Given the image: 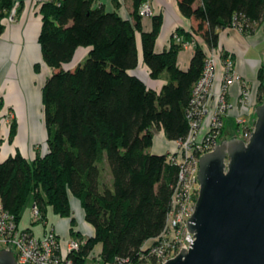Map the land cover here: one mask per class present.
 <instances>
[{"label": "trees", "instance_id": "obj_1", "mask_svg": "<svg viewBox=\"0 0 264 264\" xmlns=\"http://www.w3.org/2000/svg\"><path fill=\"white\" fill-rule=\"evenodd\" d=\"M146 1L133 0L132 21L95 7L93 0L40 2L37 43L43 64L53 71L41 89L46 152L27 160L16 151L0 161V203L17 224L28 200L37 204L41 220L47 207L58 219L70 218L69 235L82 243L71 257L73 264H86L97 245L102 264H145L141 249L165 228L178 173L166 163V155L149 153L153 129L168 141H184L193 86L208 53L219 50V32L237 28L249 36L261 25L264 29V0H177L180 14L196 27L192 33L177 30L169 48L158 53L162 18L152 16L151 30H143L138 12ZM15 4L0 0V37ZM137 35L149 79L166 76L159 92L130 73L139 65ZM187 41L194 42L193 54L182 70L177 55ZM80 48L88 50L85 60L64 70ZM258 80L260 105L264 66ZM16 133L13 120L9 144ZM70 198L80 203L91 237L74 230Z\"/></svg>", "mask_w": 264, "mask_h": 264}, {"label": "built area", "instance_id": "obj_2", "mask_svg": "<svg viewBox=\"0 0 264 264\" xmlns=\"http://www.w3.org/2000/svg\"><path fill=\"white\" fill-rule=\"evenodd\" d=\"M16 7L17 3L12 14L15 13ZM138 13L142 18L152 15L147 1L140 6ZM175 40L182 42L177 36ZM187 44L188 42H183L182 46ZM191 44L194 45V42ZM219 62L222 64V76L216 83ZM237 82H240V77L235 72L232 56H224L220 49L210 51L204 70L193 86L192 98L186 112L189 133L184 141L176 142L174 151L165 154L166 163L178 169L177 180L172 187L163 232L147 241L141 249L140 258L145 264H164L175 257L182 248L185 251L191 248L194 237L188 231L187 222L194 213L199 192V160L219 145L225 120L235 108V104L228 101L229 88ZM238 104L244 111L235 123L237 129L239 126L243 129L236 138L246 144L254 130L255 121L253 119L249 122L245 117H254L257 105L251 103L250 92L245 83ZM31 216L33 220H41L37 204H32ZM81 244L77 239L59 236L54 230L45 232L41 237H35L32 231L19 229L15 218L4 210L0 203V251H11L17 264H73L71 257L79 251ZM150 260H153V263ZM97 261L100 262L99 257ZM115 264H127V261H117Z\"/></svg>", "mask_w": 264, "mask_h": 264}, {"label": "crops", "instance_id": "obj_3", "mask_svg": "<svg viewBox=\"0 0 264 264\" xmlns=\"http://www.w3.org/2000/svg\"><path fill=\"white\" fill-rule=\"evenodd\" d=\"M17 7H20L18 20H15V24H4L5 27L3 34L0 37V63L7 58V62H10L11 66H18L26 55V48L28 45L34 46L35 57L34 60L29 62L31 68V75L33 76L32 88H36L40 93L41 102V89L43 83L46 81L42 78V81H37V73L34 70V66L41 62V54L39 45L37 43L38 34L41 28V16L39 14L40 0H15ZM94 6H102L104 10L108 13H117L122 19L132 21L133 15V0H93ZM150 5L152 15L150 17H143L141 22L143 30L149 32L152 28L151 17L161 16L162 25L159 35L156 40L155 50L160 53L167 50L171 43V37L177 30H183L186 33H192L193 29L196 27V22L192 19L184 18L178 9L177 0H147ZM264 25V21H263ZM35 34V35H32ZM137 47L139 51V66H144L141 58V43L140 36L137 35ZM188 42V41H187ZM198 42L204 44L198 39ZM18 48L15 60L9 58L10 50L13 48ZM219 49L232 56L235 64V72L240 77V82L233 83L229 88L228 101L235 104V108L229 113V116L225 120V125L227 122L235 123L238 117H241L243 109H241L238 101L240 99L241 90L243 89V84L245 83L250 92V100L252 104L259 105L258 103V90L260 87V81L258 80V72L264 62V29L262 25L257 28V30L252 35H244L239 30L235 28L226 29L219 32ZM37 52L39 56L37 57ZM87 49H78L73 62H76L77 66L81 64L85 57L87 56ZM193 54V44L188 42L187 46H182V49L177 55V64L180 69L186 70L189 61ZM23 57V58H22ZM38 58V59H37ZM146 72L143 76L136 74V71L130 72L132 75L140 78L147 86L151 89L159 92L162 86L165 84L166 76L162 75L157 81H151L149 79V73L147 68L144 66ZM47 67H45V70ZM216 83H218L222 76V64L219 62L216 69ZM14 82V93L19 95L17 99L7 100V95L10 94V82ZM35 81V82H34ZM25 90L19 82L18 76L15 74L14 77H7L0 68V98L3 103L2 109L13 108L15 111V118L19 120L18 111L16 107L23 109V118L28 117V104L24 96ZM42 104L38 107L39 113H41ZM3 111V110H2ZM1 113V111H0ZM248 117V116H247ZM253 120V116H249V122ZM236 124V123H235ZM157 131V136L155 132ZM153 145L149 149L150 154L154 155H165L171 153L176 148V142L168 141L163 132L157 129H153ZM19 137V127L17 131V136L15 141H13L12 151L8 146H0V161H3L10 155H14L16 151H19L24 158L33 159L29 151L33 144L38 143L42 137L38 139L32 138L31 134L27 131L25 136L20 141V144H16L17 138ZM4 144V143H3ZM11 146V145H10ZM71 204V218L79 222L76 224L74 230L79 232L82 237H91L93 235V229L84 221V213L80 206V203L74 198H70ZM73 209V210H72ZM53 230L61 237H70V218H61L53 226ZM94 250L96 251V256L99 257L101 253V246L97 245ZM93 250V252H94ZM93 252L89 255L86 264H101L100 262L90 263V259L93 256Z\"/></svg>", "mask_w": 264, "mask_h": 264}, {"label": "water", "instance_id": "obj_4", "mask_svg": "<svg viewBox=\"0 0 264 264\" xmlns=\"http://www.w3.org/2000/svg\"><path fill=\"white\" fill-rule=\"evenodd\" d=\"M255 116L246 144L224 139L200 158L198 197L187 222L194 242L164 264H264V101ZM0 264L17 263L2 250Z\"/></svg>", "mask_w": 264, "mask_h": 264}, {"label": "rangeland", "instance_id": "obj_5", "mask_svg": "<svg viewBox=\"0 0 264 264\" xmlns=\"http://www.w3.org/2000/svg\"><path fill=\"white\" fill-rule=\"evenodd\" d=\"M17 8V7H16ZM16 11V10H15ZM19 17V13H14L8 17V19H6V21H4V24H15V20H18L17 18ZM37 65V75H41L42 72H44L43 78L46 80L51 74H52V70L50 69H46L43 62L39 61ZM77 66L76 62H72L68 65L63 66L62 68L64 70H74L75 67ZM138 72H141L138 73ZM144 72H146L144 66H139L136 74H140L141 76H143ZM43 79L41 78L40 81H42ZM44 84V83H43ZM263 101H264V96H263ZM4 108V107H3ZM3 110V111H2ZM1 113H0V146H8L10 147V150L12 151V147L13 146V141H15V138L12 141V144L8 143V137H9V128H10V124L12 123L13 120H15L16 124H17V131H18V127L19 125H21L19 123V120L17 118H15V111L13 110V108H5L2 109ZM42 115H43V108L40 110ZM247 121H249V118L246 116L245 117ZM254 121L256 120V116L254 114L253 117ZM39 122L43 125L45 134L42 137V139L36 143L33 144L31 147V150L29 151L30 155L34 158L37 154H43L46 152V139H47V134H46V129H45V125H44V119L43 116L39 119ZM238 126L231 122H227L225 125L224 130L222 131L220 137H219V144L222 143V141L225 139L226 141H230L233 138H236V136H238L239 134L242 133V126H239V129H237ZM155 136H157V131L154 133ZM17 136V133H16ZM15 136V137H16ZM4 143V144H3ZM11 145V146H10ZM27 160H32L30 158H25ZM31 207H32V202L31 200H28L27 203L25 204L23 211L21 213V217H20V221L18 223V227L21 230H30L32 231L33 235L35 237H41L43 236V234L45 232H49L51 230H53V226L57 223V221L59 220L58 218H56L52 212V210L47 207L46 208V212L44 214V219L43 220H33L32 216H31ZM73 210V209H72ZM43 214H41L42 216ZM74 219V218H73ZM76 224H78L79 222H77V220L75 221ZM45 223V224H44ZM93 256L89 261L91 263H96L98 256H96V251L94 250L93 252Z\"/></svg>", "mask_w": 264, "mask_h": 264}, {"label": "bare ground", "instance_id": "obj_6", "mask_svg": "<svg viewBox=\"0 0 264 264\" xmlns=\"http://www.w3.org/2000/svg\"><path fill=\"white\" fill-rule=\"evenodd\" d=\"M35 35V34H32ZM27 52H25V56L21 62H19L18 66H11L10 62H7V58L4 57V59L0 63V68L3 69V72L7 75V77H14L15 74L19 78V82L22 85L23 89L25 90V98L27 100L28 104V117L27 119L23 118V109L20 107H16L18 111L19 116V137L17 138L16 144H20V141L22 142L25 133L28 131L29 134H31L32 138L38 139L39 137L44 136L45 131L43 128V125L39 122V119L43 116L39 113L38 107L41 106L40 102V93L37 91L36 88H32V79L33 76L31 75V68L29 65V62L34 60L35 52H34V46L28 45L26 48ZM9 58L12 60V62L15 60L18 48H13L10 50ZM39 56V52H37V57ZM38 59V58H37ZM45 66V65H44ZM141 74V72H138ZM44 72L39 76H37V81H40L41 78H43ZM142 75V74H141ZM10 82V79H8ZM35 82V81H34ZM10 94L7 95V100L9 99H17L19 95H16L14 93V82H10Z\"/></svg>", "mask_w": 264, "mask_h": 264}]
</instances>
